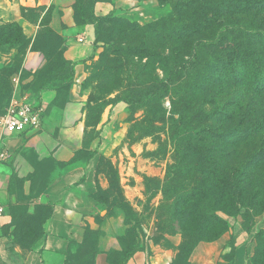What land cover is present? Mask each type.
I'll use <instances>...</instances> for the list:
<instances>
[{"label": "rangeland", "instance_id": "obj_1", "mask_svg": "<svg viewBox=\"0 0 264 264\" xmlns=\"http://www.w3.org/2000/svg\"><path fill=\"white\" fill-rule=\"evenodd\" d=\"M259 1L262 5L255 12L258 16L250 17L247 25L264 30V0ZM79 2L86 16L89 7L94 12L96 3L93 0H46V4L28 8L25 14L26 19L35 25V32L30 37L16 23L21 31L17 33L15 30L11 38L0 40V114L5 112L13 98L31 94L41 81H51L58 75L55 82L56 86L60 85L58 106L73 102L80 107V114L85 119V145L79 157L85 159L91 153L98 156L93 195V226H96L88 227V240L73 256V264H86L96 241L98 247L103 237L104 247L117 252L119 258L127 251L133 255L142 254L144 264H172L178 259L184 237L169 232L168 213L176 207L175 197H165L163 187L167 183V172L175 165L178 156L172 137L178 128V114L195 113L193 103L181 94L174 95V92L157 97L166 93L159 82H154V77L160 80L163 76L159 65L144 68L146 59L140 60L134 54L139 43L130 23L136 21L115 15L120 14L115 8L109 12L113 15L112 24L105 30L102 28L101 42H95L94 38L91 51L82 61L80 76L77 74L79 81L75 82V64L70 61L74 64L71 75L68 68L57 73L55 61L59 53L64 57L66 48L59 29L66 26L64 22L68 14L75 25L77 17L80 20L75 9ZM99 3L113 4L112 0ZM139 4L133 10L140 17L136 23L143 26L155 21L146 17L147 14L141 18L140 13L157 3L147 0ZM161 10V7L155 8L151 15L163 16ZM9 24L15 23L0 24V32L6 28L11 30L7 27ZM26 39L30 42L27 43ZM156 50L164 53L161 46ZM28 53L37 55L40 62L27 66L25 58ZM144 69L146 74L141 75ZM150 80L153 81L150 83ZM237 92L241 93L240 90ZM258 102L264 108V96ZM90 147L93 148L89 150ZM172 176L176 179L172 185L176 184L182 191L183 185L188 190L184 198L191 196L195 178L187 173H173ZM30 181V185L25 186L21 179L10 180L13 190L7 205L12 236L9 237L10 249L17 248L22 254L40 239L41 222L48 212L46 206L36 204L47 182L46 175L41 173L30 177ZM219 216L227 221L220 237L230 231L232 220L251 237L252 259L257 234L264 231V208L251 218L227 216L222 212ZM213 241L198 242L185 258V264H208L205 254L197 247ZM229 246L231 250L220 260L232 259V239Z\"/></svg>", "mask_w": 264, "mask_h": 264}, {"label": "trees", "instance_id": "obj_2", "mask_svg": "<svg viewBox=\"0 0 264 264\" xmlns=\"http://www.w3.org/2000/svg\"><path fill=\"white\" fill-rule=\"evenodd\" d=\"M152 1L158 6H169L170 12L143 26L130 23L139 43L134 54L140 60L146 59L145 69L159 65L163 76L160 80L154 77V82H159L166 93L157 97L172 92L181 94L193 103L195 111L178 114V128L172 135L178 156L163 187L165 197H175L176 207L168 209L169 232L184 237L178 259L172 264H185V258L198 242L213 241L225 231L227 221L219 216L220 212L251 218L264 208V108L258 102L264 96V30L247 25L250 17L258 16L255 12L262 2ZM75 9L80 18L77 17L76 25H93L95 42H101L100 33L112 24V13L95 15L89 7L86 16L80 2ZM27 12L28 9L22 11L25 18ZM7 27L11 30H2L0 40L11 38L15 30L21 31L16 23ZM158 46L164 48V53L156 50ZM55 64L57 73L68 68L72 74L74 64L61 53ZM145 69L141 75L146 74ZM56 76L51 81H41L31 91L37 108L44 90L55 91L51 105H59L60 85H55ZM173 173H187L195 178L191 196L184 198L188 190L183 185V191L172 185L176 180ZM88 235L86 227L83 241L71 246L65 264H73V256L85 246ZM256 242L251 262L264 264V231L257 234ZM97 252L96 241L86 264H94ZM132 255L126 251L119 258L117 252L109 251L108 263L126 264Z\"/></svg>", "mask_w": 264, "mask_h": 264}, {"label": "crops", "instance_id": "obj_3", "mask_svg": "<svg viewBox=\"0 0 264 264\" xmlns=\"http://www.w3.org/2000/svg\"><path fill=\"white\" fill-rule=\"evenodd\" d=\"M112 2L113 4L97 2L94 14L105 15L115 8L120 13L115 15L139 22V13L133 10L140 4L135 0ZM43 4H46V0H0V24L17 23L23 33L30 37L35 32V25L22 15V11ZM159 7L165 14L163 16L170 12L167 5L151 6L140 13L141 18L146 14L150 20L163 17L151 15ZM65 20L66 26L59 29L66 44L64 57L75 64V82H78L82 61L91 51L95 31L90 24L75 25L69 14ZM39 62V57L32 53H28L25 58L27 66ZM55 94L53 90L40 93L38 106L43 110L44 118L39 129L17 135H0V150L4 148L10 155L7 161L0 162V202L8 205L13 190L10 186L12 178L21 179L25 186H29L30 177L42 173L46 175L47 182L36 204L49 208V214L41 222L40 239L23 254L17 248L10 249V216L7 213L0 219V264H65L66 254L71 246L83 241L85 228L96 226H93V195L97 184L98 156L91 153L85 159L79 157L85 145V119L80 114V107L73 102L64 106L51 105ZM19 99L37 104L33 93ZM230 226V231L225 235L197 247L199 252L205 254L208 264H252L251 237L235 220L230 221ZM103 239L104 237L99 240L94 264H109L108 252L111 249L104 247ZM231 239L232 259L227 262L220 260L221 256L231 250ZM126 264H144L143 255H132Z\"/></svg>", "mask_w": 264, "mask_h": 264}, {"label": "built area", "instance_id": "obj_4", "mask_svg": "<svg viewBox=\"0 0 264 264\" xmlns=\"http://www.w3.org/2000/svg\"><path fill=\"white\" fill-rule=\"evenodd\" d=\"M82 42V39H79ZM43 110L36 105L21 99L13 98L8 108L0 115V135L10 136L26 131L39 129L43 121ZM10 158L9 153L3 148L0 150V162ZM8 213V207L0 202V219Z\"/></svg>", "mask_w": 264, "mask_h": 264}]
</instances>
